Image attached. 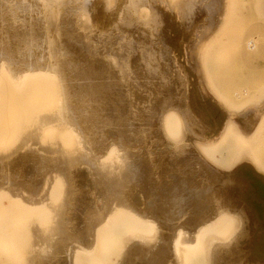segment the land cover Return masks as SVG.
I'll return each mask as SVG.
<instances>
[{
  "label": "rangeland",
  "instance_id": "obj_1",
  "mask_svg": "<svg viewBox=\"0 0 264 264\" xmlns=\"http://www.w3.org/2000/svg\"><path fill=\"white\" fill-rule=\"evenodd\" d=\"M20 1L0 0V48L11 45L12 54L20 56L11 59L0 49V264H116L140 240L154 242L166 233L156 216L169 219L172 237L177 230L199 229L203 219L218 220L216 226L201 228L197 238L185 234L191 245L181 246L177 264H214L232 247L233 264H264V0H22L31 10L26 7L19 20ZM14 26L24 27L19 35L26 46L20 42L25 49L20 52L12 43L21 38H12ZM129 61L137 67L132 78L130 71L118 74L132 68ZM108 68L115 69L113 74ZM93 86H103V98L128 96V101L103 99L114 119L117 113L123 116L99 122L105 112L72 89ZM43 116L52 120L40 124ZM172 150L187 151L195 165L186 175L167 173L179 177L170 213L162 212L155 190H142L155 205L156 216L149 217L156 223L140 224L135 207L115 206L101 176L137 159L144 166L138 171L142 180L127 182V200L134 186L164 175L162 162ZM62 154L75 163L74 181L49 168ZM22 174L26 182L20 181ZM181 186L193 196L184 197ZM112 206L106 223L84 243L80 229L85 219ZM149 256L155 264H172L161 249Z\"/></svg>",
  "mask_w": 264,
  "mask_h": 264
},
{
  "label": "bare ground",
  "instance_id": "obj_2",
  "mask_svg": "<svg viewBox=\"0 0 264 264\" xmlns=\"http://www.w3.org/2000/svg\"><path fill=\"white\" fill-rule=\"evenodd\" d=\"M201 1V0H200ZM215 2V1H214ZM232 2V1H231ZM1 3V2H0ZM9 5V3L7 2V6ZM27 4H25L24 3V1H20V4H18V7L19 6H22L23 8H21V9H18L19 11H20V13H21V16H19L18 17V15L16 14L15 15V18H17V19H19V20H21V19H23L24 18V16L22 15L24 12H26V11H28V8L30 7V10H31V5L29 6V3H28V6H26ZM26 7H28V8H26ZM214 7V6H213ZM8 10H9V7H8ZM7 10V11H8ZM3 11V10H2ZM5 11V10H4ZM13 12V11H12ZM30 12V11H29ZM29 12H28V14H29ZM35 12V11H34ZM10 14V13H9ZM30 14L32 15V13L30 12ZM11 15V14H10ZM25 15V14H24ZM25 16H27V13H26V15ZM29 16V15H28ZM40 16V15H39ZM38 16V17H39ZM192 16V15H191ZM30 17V16H29ZM32 17V16H31ZM30 17V18H31ZM41 17V16H40ZM13 18V17H12ZM29 18V19H30ZM44 18V17H43ZM193 18V17H192ZM191 18V19H192ZM1 19V18H0ZM11 19V18H10ZM14 19V18H13ZM32 19H33V17H32ZM35 19V20H34ZM34 21H33V23L36 21V22H40V20L39 21H37L38 19H37V17H34ZM17 21V22H20V21ZM28 20V19H27ZM14 21V20H13ZM9 22H10V20H9ZM23 22V21H22ZM24 22H25V24H26V20L24 19ZM29 22V21H28ZM31 22V21H30ZM12 23V22H11ZM32 23V22H31ZM13 25H14V23H12ZM36 24V23H35ZM66 24V23H65ZM17 25V24H16ZM19 26H20V23L18 24ZM33 27L35 26L36 27V25H32ZM38 26V25H37ZM16 29H17V31H13V28H12V32L10 31V29L8 28V30L7 31H10L11 33L10 34H12L13 35V37L12 38H14V36H15V38H20L19 39V42H15V40L14 39H12V40H14V41H12V43L14 42V44L17 46V51L16 52H18L19 50H18V48H22L21 50H25V49H23L24 47H21V46H23L24 45V43H25V46H26V41L24 42V40H25V38H23V37H25V36H21V35H19V34H22V33H24V31H23V29H24V27H23V29L21 30V29H19V28H17V26H14ZM21 27H22V25H21ZM35 27H34V29H35ZM33 29V28H32ZM37 29V28H36ZM35 29V30H36ZM30 30V29H29ZM33 31V34L32 35H34V33L36 34V31ZM22 32V33H21ZM6 33V32H5ZM9 34V33H8ZM109 34V33H108ZM11 35V36H12ZM127 35V34H126ZM10 36V37H11ZM111 37V36H110ZM113 37V36H112ZM127 37V36H126ZM35 37L33 36L32 37V39H34ZM129 38V37H128ZM128 38H126L127 39V41H128ZM131 39H132V37H130ZM135 38H137L138 39V37H135ZM8 39H9V37H8ZM11 41V40H10ZM9 41V42H10ZM39 41V40H38ZM105 41V40H104ZM103 41V42H104ZM126 41V40H125ZM126 41V42H127ZM137 41V40H136ZM136 41H135V43H136ZM139 41V40H138ZM6 42V41H5ZM20 42H22L23 43V45H21L20 47H18V45H20L21 43ZM33 42V41H32ZM102 42V43H103ZM114 42V41H113ZM2 43H4V42H2ZM125 43V42H124ZM132 43V42H131ZM134 43V42H133ZM134 43V44H135ZM0 44H1V42H0ZM8 44H10V43H8ZM137 44V45H136ZM135 44V46H138V43H136ZM13 45V44H12ZM69 45H70V43H69ZM108 45V44H107ZM127 45V44H126ZM130 45V44H129ZM1 46V45H0ZM3 46H7L6 44H4ZM47 46V45H46ZM52 46H54V45H52ZM114 46V45H113ZM10 49H9V47H2V49H1V53L4 55V56H6V57H9V58H11V59H17L18 57L20 58V56H16L17 55V53L16 54H12V46L10 45ZM104 47H106V45L104 46ZM104 47H103V49H104ZM5 48V49H4ZM101 48V47H100ZM107 48H109L110 49V46L109 47H107ZM84 49V48H83ZM137 49V48H136ZM142 49V48H141ZM20 50V51H21ZM54 50V49H53ZM129 50H131V49H129ZM140 50V49H139ZM144 50V49H143ZM19 51V52H20ZM102 51V50H101ZM106 51H108V49L106 50ZM135 51V50H134ZM137 51H138V49H137ZM45 52H46V50H45ZM110 52V51H109ZM112 52V51H111ZM114 52V51H113ZM23 53V55L24 56H26L25 55V53H27V51L24 53V52H21V54ZM58 53H60V52H58ZM102 53V52H101ZM127 53H128V51H127ZM126 53V54H127ZM130 54H132L131 52H129ZM135 53V52H134ZM141 55H143V57L141 58V59H143L145 56H146V54H145V51H142L141 50ZM20 53H19V55H21ZM46 54V53H45ZM56 54V53H55ZM54 54V55H55ZM61 54H63V52L61 53ZM112 54V53H111ZM138 55H139V53H137ZM1 55V54H0ZM10 55V56H9ZM11 55H12V57H14V58H12L11 57ZM23 55H22V57H23ZM87 55V54H86ZM28 56V55H27ZM45 56V55H44ZM125 56V55H124ZM123 55H122V57H120V59L121 58H123L124 57ZM127 56V55H126ZM125 56V57H126ZM129 57H130V55H128ZM133 56V55H132ZM16 57V58H15ZM21 57V58H22ZM117 57V56H116ZM128 57V58H129ZM18 58V59H19ZM41 58V57H40ZM91 58V57H90ZM95 58V57H94ZM76 59V58H75ZM119 59V58H118ZM120 59H119V61H120ZM125 59H127V58H125ZM125 59H122V60H125ZM130 59V58H129ZM21 60V59H20ZM24 60V59H23ZM102 60V59H101ZM121 60V61H122ZM116 61H118V60H116ZM127 61V60H126ZM129 62H131V61H129ZM17 63V62H16ZM41 63H43V62H41ZM40 63V64H41ZM98 63H99V61H98ZM125 63V62H124ZM140 63V62H139ZM31 64V63H30ZM45 65H46V63H44ZM119 64V63H118ZM121 64V63H120ZM119 64V65H120ZM126 64H127V62H126ZM125 64V65H126ZM44 65V66H45ZM83 65V64H82ZM89 65V64H88ZM100 65V64H99ZM111 65V64H110ZM118 65V66H119ZM131 67L132 68H129L128 70H126L125 69V67L124 66H122L123 68H124V70L123 71H125V72H121V73H119L118 72V74H122V73H127L128 74V72L127 71H130V75H131V78H132V75H135V73L134 72H132V70H134V69H136L137 70V67L134 65V62L132 61L131 62ZM129 65V66H130ZM133 65V66H132ZM138 65V64H137ZM140 65V64H139ZM35 66V65H34ZM42 66V67H41ZM41 66H39V67H41V68H43V64H41ZM68 66V65H67ZM93 66V65H92ZM121 66V65H120ZM32 67V66H31ZM100 67H101V65H100ZM107 67V66H106ZM108 67H111V66H108ZM115 67H117V66H115ZM127 67V66H126ZM36 68H37V65H36ZM87 68V67H86ZM94 68V67H93ZM114 68V67H113ZM113 68H108L109 69V71H113V70H115V69H113ZM40 69V68H39ZM83 69V68H82ZM87 69H89V68H87ZM121 69V68H120ZM42 70V69H41ZM46 70V69H45ZM80 70H81V68H80ZM101 70V69H100ZM103 70V69H102ZM101 70V71H102ZM122 70V69H121ZM27 71V70H26ZM86 71V70H85ZM98 71V70H97ZM111 71V72H112ZM117 71V70H116ZM81 72V71H80ZM89 72H90V70H89ZM88 72V73H89ZM102 72H105V70L104 71H102ZM35 73V72H34ZM78 73V72H77ZM86 73V72H85ZM98 73H101V72H98ZM109 73V72H108ZM114 73H115V71H114ZM117 73V72H116ZM137 73V72H136ZM91 74H93V73H91ZM95 74V73H94ZM107 74V73H106ZM112 74H113V72H112ZM71 75V74H70ZM84 76H88V75H85V74H83ZM109 75H111V74H109ZM117 75V74H116ZM137 75V74H136ZM77 77H80V76H78V75H76ZM93 76V75H92ZM100 77V76H99ZM98 77V78H99ZM102 77V76H101ZM109 77V76H108ZM110 77H112V75L110 76ZM117 77V76H116ZM119 78H121L120 76H118ZM96 78V77H95ZM122 78H124V77H122ZM126 78H128V75H127V77ZM83 79V78H82ZM89 79V78H88ZM101 79V78H100ZM102 79H103V77H102ZM117 79V78H116ZM84 80V79H83ZM91 80V79H90ZM108 80H109V78H108ZM134 80V79H133ZM103 81H105V80H103ZM120 81H122V80H120ZM80 82V81H79ZM86 82H88V81H86ZM108 82V81H107ZM106 82V83H107ZM134 82V81H133ZM90 83V82H89ZM92 83V82H91ZM95 83V82H94ZM98 83V82H97ZM100 83V82H99ZM103 83V82H102ZM115 83V82H114ZM131 83V82H130ZM142 83V82H141ZM78 84V83H77ZM104 84V83H103ZM117 83H115V85H116ZM118 84H119V82H118ZM125 84V83H124ZM127 84H129V83H127ZM133 84H135V83H132V87L134 86H136V84L135 85H133ZM139 84V83H138ZM138 84H137V86H138ZM89 85V84H88ZM121 85V84H120ZM120 85H119V90H120ZM123 85V84H122ZM89 86H91V85H89ZM108 86V85H107ZM130 86V85H129ZM80 87H81V84H80ZM72 88V89H74V90H81L83 93H84V97H82V98H84V100H87L88 99V101H90V102H92V103H94V104H96L98 107H99V110H101V111H103V113L100 111H98V113H101V114H103L102 115V117L100 116V120H99V122H105V121H107V120H111L112 121V123L114 122V120L116 119V118H118V117H121L120 115H122L123 116V113H122V111H121V113L122 114H120V113H117L118 114V116H115V119H114V112H106V108L109 106V105H107V107L105 108V106H106V104L104 105V103H105V101L103 102V99H105V98H103L104 96H105V94L103 95V93H102V87L101 88H97V87H94L93 86V88L91 87H88V88ZM113 87V86H112ZM121 87H123V86H121ZM125 87H128V86H125ZM133 87V88H134ZM139 87V86H138ZM109 88H111V87H109ZM108 88V89H109ZM137 88V87H136ZM104 89H105V87H104ZM107 89V90H108ZM112 89V88H111ZM116 89V88H115ZM117 89V90H118ZM121 89H123V88H121ZM129 89V88H128ZM144 88H142V90H143ZM154 89V88H153ZM157 89V88H156ZM159 89V88H158ZM70 90H71V88H70ZM114 89H112V91H113ZM116 90V91H117ZM125 90V89H124ZM134 90V89H133ZM133 90H131L132 92H133ZM135 90H137L136 92H138V91H140L138 88L137 89H135ZM147 90V89H146ZM146 90H144L145 92H146ZM152 90V89H151ZM150 90V91H151ZM109 91H110V89H109ZM123 91V90H122ZM126 91V90H125ZM124 91V92H125ZM128 91H130V90H128ZM147 91H149V89L147 90ZM153 91V90H152ZM158 91V90H157ZM75 92V91H74ZM78 92V91H77ZM111 92V91H110ZM132 92H130V93H132ZM135 92V91H134ZM159 92V91H158ZM81 93V92H80ZM79 93V94H80ZM116 93V92H115ZM126 93V92H125ZM129 93V92H128ZM140 93V92H139ZM144 95H145V93L144 92H142ZM147 93V92H146ZM108 94V93H107ZM110 94H114L113 92L112 93H110ZM119 94V93H118ZM134 94V93H133ZM138 94V93H137ZM142 94V95H143ZM65 95H67V93H65ZM115 95V94H114ZM127 95V94H126ZM138 95H140V94H138ZM148 95V94H147ZM161 95V94H160ZM160 95L159 96H157V97H154L156 100H159L160 99ZM108 96H109V94H108ZM121 96V97H120ZM120 96H117L116 98H114V96L113 97H108V98H110V100H111V98H113V99H120V100H122V101H125L126 99V101H128V96H125L124 95V93H123V96H125L126 98L125 99H123L124 97H122V93H121V95ZM134 96V95H133ZM146 96V95H145ZM144 96V97H145ZM152 96V95H151ZM150 96V97H151ZM119 97V98H118ZM140 97V96H139ZM148 97V96H147ZM108 98H106V99H108ZM130 99H131V97H129ZM65 99V98H64ZM129 99V100H130ZM134 98H132L131 100H133ZM136 99V98H135ZM140 99V98H139ZM142 99H144V98H142ZM155 99H152V102L153 101H155ZM109 100V102H111ZM161 100V99H160ZM108 101V100H107ZM113 101V100H112ZM116 101V100H115ZM133 101H135V100H133ZM149 101H150V99H149ZM66 102H67V100H66ZM139 101H137L136 103H138ZM140 102H145V99L144 100H141ZM106 103H108V102H106ZM129 103V102H128ZM133 103V102H132ZM111 105H113V104H111ZM110 105V106H111ZM128 106H126L125 108H126V110L125 111H127L128 110V107L130 106L129 104H127ZM117 107V106H116ZM105 108V109H104ZM118 108H120V107H118ZM124 108V107H123ZM124 108V109H125ZM109 109V108H108ZM114 108L112 107V110H113ZM110 110V109H109ZM117 110V109H116ZM115 111V110H114ZM125 111H123V112H125ZM118 112H119V110H118ZM128 113V112H127ZM135 113H136V111H134V115H135ZM116 114V115H117ZM128 114H130V113H128ZM127 114V115H128ZM124 115H125V113H124ZM125 117V116H124ZM123 118V117H122ZM121 118V119H122ZM125 119H126V117H125ZM123 120V121H126V120ZM132 119V118H131ZM131 119H128L129 121H126V122H128V124L130 123V121H131ZM50 120H52V118L50 117V116H43V117H41L40 118V124L41 123H47L48 121H50ZM117 120V119H116ZM120 121V120H119ZM116 122V121H115ZM121 122V121H120ZM119 122V123H120ZM138 123H139V121H137ZM136 122V123H137ZM144 122V121H143ZM107 123V122H106ZM110 123V122H109ZM118 123V124H119ZM121 123H123L124 124V122H121ZM120 123V124H121ZM135 123V122H134ZM108 124V123H107ZM117 124V123H116ZM117 124V125H118ZM122 124V125H123ZM114 125V124H113ZM121 125V126H122ZM125 125V124H124ZM124 125H123V127H124ZM138 125V124H137ZM136 125V127H138ZM140 126H144L143 124L141 125L140 124ZM139 126V127H140ZM114 128L112 129V130H115L116 128V126H113ZM133 127V126H132ZM135 127V126H134ZM134 127H133V129H134ZM125 128V127H124ZM142 129H143V127H141ZM132 129V128H131ZM130 129V130H131ZM144 129H145V127H144ZM147 125H146V129H145V132L144 133H146L147 132ZM121 130V129H120ZM120 130H118V131H120ZM125 130V129H124ZM128 130H129V128H128ZM129 130V131H130ZM136 131H137V129H135ZM138 130H140V132L142 133V131L143 130H141V129H138ZM108 131V130H107ZM122 132H123V130H121ZM135 131V132H136ZM113 132V131H112ZM126 132V131H125ZM131 132V131H130ZM130 132H129V135H130ZM132 132H133V130H132ZM131 132V133H132ZM139 132V133H140ZM109 133V132H108ZM114 133H116V132H114ZM120 133V132H119ZM138 133V132H137ZM138 133V134H139ZM32 134V133H31ZM113 134V133H112ZM122 134H124V132L122 133ZM126 134V133H125ZM133 134H136V133H133ZM143 134V133H142ZM142 134H140V135H142ZM120 135V134H119ZM118 135V136H119ZM127 135V134H126ZM117 136V137H118ZM135 136V135H134ZM117 137L116 138H114V139H117ZM122 137V136H121ZM125 137V136H124ZM136 137H137V134H136ZM135 137V138H136ZM124 139V138H123ZM116 141V140H115ZM119 142H121V141H119ZM207 142V141H206ZM161 143H162V141H161ZM163 146V145H162ZM161 146V147H162ZM180 147V146H179ZM179 147L177 148V149H179ZM175 148V147H174ZM181 148V147H180ZM161 149V148H160ZM182 149V148H181ZM162 150V149H161ZM166 150V149H165ZM164 150V151H165ZM164 151H163V153H164ZM172 151H174V150H172ZM176 151H174L173 152V154H171V153H168L167 151H166V153L167 154H165V158H164V160H165V162L163 161L162 163L163 164H165L166 165V167H167V171L164 173V175L160 178V177H151L149 180H148V184H145V183H143L142 185H138V186H134V188L133 189H131V191L129 192V195H128V198H127V200H126V198H125V196H124V194H125V190L127 189V182L133 177V179H138V178H140L141 180H142V177H139V175H138V171H140V169L142 168V166L143 165H138V160L137 159H135L134 158V160L133 161H130V162H126V163H124V164H126V166H125V168L124 167H122V166H119L118 168H114L113 170L112 169H107L106 171H104L103 173V176H101V177H105V179H106V181H107V184H108V187H109V189H110V191L108 192L109 193V195L110 194H112V196H113V201H115L116 202V205L115 206H118V207H126V204L128 205V206H132V207H135V209H134V212H135V214H136V216H138L137 218H138V222L140 223V224H142V223H145V224H149V225H151V224H155L156 222L154 221V220H152L149 216L151 215L152 217L154 216H156V214H155V205H154V203H153V201L150 199H146L145 198V196H144V194H143V192H142V190L143 189H145V188H152L153 190H155V194L158 196V198H161V201L159 200V206L161 207V210H162V212H164V213H170L171 212V210H172V207H173V201L171 200V198H172V196H173V189H174V186H175V183H176V181L179 179V177L178 176H174V175H171V176H167V173H171V174H174V173H177V174H181V175H186L189 171H191L190 170V168L191 167H189V165L190 164H192L193 162H192V160H193V158L192 159H190V158H187V156H186V154H187V151H186V154H184L185 153V151L184 150H182V153H179V151L178 152H176V154H174ZM179 153V154H178ZM164 154H163V156H162V158L164 157ZM58 155V154H57ZM58 157V156H57ZM72 157V156H71ZM56 159V158H55ZM54 159V160H55ZM195 159H200V158H195ZM162 161V160H161ZM200 161V160H199ZM198 161V162H199ZM84 163V162H83ZM86 163V162H85ZM87 163H89L88 161H87ZM162 164V165H163ZM198 164H200V163H198ZM74 165H75V163H74ZM74 165H72V161L71 160H67V159H65L64 157H63V154L62 155H60L59 156V160L57 161V163L56 164H53V165H50L49 166V168H53L54 170H56V169H59L60 171H61V173H67L68 175H69V177L72 179V181H74L75 179H74V177H76L75 175H73L72 176V174H74L73 173V170H74ZM77 165V164H76ZM90 165V164H89ZM161 165V164H160ZM164 165V166H165ZM195 165V163L194 164H192V167ZM191 166V165H190ZM77 167V166H76ZM144 167V166H143ZM162 167V166H161ZM160 167V168H161ZM196 167H198V166H196ZM124 168V169H123ZM40 169V168H39ZM78 169V168H77ZM106 169V168H105ZM117 169V171H118V175L116 174H114V172L113 171H115ZM163 169V168H162ZM194 169V168H193ZM200 169H202L201 167H200ZM205 169V168H204ZM25 170V169H24ZM23 170V171H24ZM166 170V169H165ZM164 169H163V171L162 170H160V171H162V172H164L165 171ZM197 170H198V168H197ZM26 171V170H25ZM37 171H39V170H37ZM36 171V172H37ZM122 171V172H121ZM157 171H159V170H157ZM193 171V170H192ZM75 172V171H74ZM77 172H79V170L77 171ZM162 172H161V174H162ZM179 172V173H178ZM23 173V172H22ZM76 173V172H75ZM202 173V172H201ZM38 174V173H37ZM208 174V173H207ZM159 176H160V174H159ZM209 176H210V174H209ZM77 177H79L78 178V181H79V179H80V176H77ZM26 178V175H24V174H22V176H21V179H20V181L22 182V181H25L24 179ZM82 178V177H81ZM90 178V177H89ZM159 178V179H158ZM74 179V180H73ZM86 179V178H85ZM102 180V179H101ZM83 181V180H82ZM81 181V182H82ZM213 181V180H212ZM26 182V181H25ZM105 182V181H104ZM84 183V182H83ZM183 183H184V181H183ZM205 183V182H204ZM72 184V183H71ZM102 185H103V183H101ZM21 185V184H20ZM24 185H25V183H24ZM23 185V186H24ZM104 185H106V184H104ZM103 185V186H104ZM206 185V184H205ZM26 186V185H25ZM24 186V187H25ZM72 188H73V186L72 185H70ZM80 186V185H79ZM204 186V185H203ZM91 187V186H90ZM108 187H107V189H108ZM182 188L184 187L185 188V186H181ZM94 188V187H93ZM182 188H180L181 189V192H182V194H183V196L185 197V196H187L188 198H190L191 196H193V194H194V191H192V190H189V189H185L184 190V188L182 189ZM88 189V188H87ZM104 189H105V187H104ZM73 190H75V189H73ZM72 189H71V194H72V196H75V194L76 193H74L75 191H73ZM96 190V189H95ZM102 190H100L99 192H101ZM104 191V190H103ZM94 193H96V192H94ZM108 193H107V191L105 192V194H107L108 195ZM217 193V192H216ZM91 194V193H90ZM89 194V195H90ZM108 195V198H109V200H111V198H110V196ZM198 195V193H196V195L194 196V197H196ZM222 194L220 193L219 194V196H221ZM91 196V195H90ZM103 196V195H102ZM218 196V195H217ZM217 196H215V197H217ZM106 196L104 195V198H105ZM223 197H225V196H223ZM124 199H125V201H124ZM226 201V200H225ZM217 202V201H216ZM230 203H231V201H229ZM97 203V202H96ZM114 203V202H113ZM233 203V202H232ZM109 205H110V207H111V204H110V202H109ZM108 205V206H109ZM234 205V204H233ZM106 206V205H105ZM99 207V206H98ZM104 207V206H103ZM110 207H108V209L107 210H105V211H103V212H99L100 213V215H99V217H94V215H93V213H91V215L88 217V218H86L85 219V221H84V223H83V225H82V227H81V229H80V236L82 237V241L84 242V241H86L87 239H90V238H92V230H95L96 232L99 230V227L103 224V223H106V220H107V218H108V216H110L111 214H112V211H113V206H112V208H110ZM97 208V207H96ZM99 209V208H98ZM96 210V209H94L95 211H93L94 213H96L97 211H99V210ZM116 210H117V208H116ZM114 212H115V208H114ZM96 215H98L97 213L95 214V216ZM171 217H172V219H174V216L171 214ZM170 217V218H171ZM94 218H98V219H94ZM169 219H165V217L164 218H162V217H160V218H157V216H156V221L160 224V226H161V229L162 230H164V231H166V233H163V235L159 238H157V239H155L154 240V242H147V241H145V240H140V242H137V244L135 245H133L129 250H127L123 255H121L120 257H119V259L117 260V262H116V264H155V262H153L151 259H152V257L151 256H149V253L151 252V251H153L154 249H161L162 251H163V253L165 254V255H167L168 257H169V259H170V261H171V263L172 264H177L178 262L176 261V260H178V257L177 256H179V254H180V249H181V246H187V245H191V241H190V239H189V241L186 239V235L185 234H188L189 236H191L192 234L193 235H195V237L197 238V236H198V234L200 233L199 231H200V229L201 228H209V227H213V225H217L218 224V220L216 219V218H213V217H211V218H208V219H203V223H198V227H199V229H197V230H194V231H187V232H180V230H177V233L175 234V236L174 237H172V236H170V235H168L167 234V232L168 231H171L173 228L172 227H170V223H169V221H168ZM121 230H123V229H121ZM119 231H120V228L117 226V227H115L114 228V236L116 235V234H118L119 233ZM195 233V234H194ZM96 234V233H95ZM193 238V240H192V245H194V243H195V241H196V238ZM42 238V237H41ZM192 238V237H191ZM44 239V238H43ZM135 239V238H134ZM84 243H86V242H84ZM87 243L89 244V242H88V240H87ZM126 244V243H125ZM91 245H92V243H91ZM90 245V246H91ZM86 246H88V247H86ZM83 247H85L87 250L88 249H90L91 247H89V245H87V244H85V245H83ZM231 248V247H230ZM125 249V248H124ZM224 248H222L221 250L222 251H224L223 250ZM226 249V248H225ZM228 249V248H227ZM220 250V251H221ZM218 251V250H217ZM220 251H218V253L220 252ZM226 251V250H225ZM224 251V252H225ZM216 254V253H215ZM234 256H235V253H234V248L232 247V251L230 252V251H226V253H221V254H218L217 256H216V260H215V263L214 264H233L234 262H233V259H234ZM168 259V260H169ZM214 261V260H213ZM115 264V263H114ZM187 264V263H186Z\"/></svg>",
  "mask_w": 264,
  "mask_h": 264
}]
</instances>
